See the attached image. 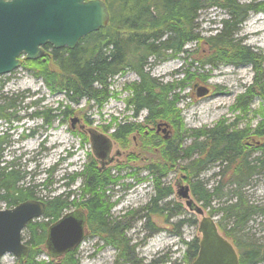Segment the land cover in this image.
<instances>
[{
	"label": "rangeland",
	"instance_id": "374dc122",
	"mask_svg": "<svg viewBox=\"0 0 264 264\" xmlns=\"http://www.w3.org/2000/svg\"><path fill=\"white\" fill-rule=\"evenodd\" d=\"M239 1L258 4L256 10L248 13L232 35L255 54V62L234 63L220 59L210 64H201L198 60H205L213 53L202 42L188 44L191 54L185 63L181 54L162 60L147 58L145 70L152 77L163 83L177 84L174 92L179 97L177 106L181 110L186 144L193 139V130L208 129L221 123L228 127L229 131L243 129L246 132L245 142L247 146L252 147L256 141V138L250 137L253 129L264 123V0ZM228 17L227 11L219 6L203 7L197 11L194 32L203 37L214 35L222 28L221 19ZM102 35L107 34L103 32ZM232 54L233 50L228 49L225 56ZM21 59L20 67L8 74L0 75V95L17 99L16 104L19 105L12 110L18 119H1V123L7 127L4 137L11 144L0 152V157L10 160L13 156L16 164L14 168L23 176L19 184L36 185L35 196L43 201L58 194L68 196L69 203L62 209L61 214L75 208H84L86 203L82 204L84 198L80 193L83 176L74 175L82 172L87 163L99 166L87 129L102 132L112 139L109 153L112 160L104 170H109L112 178L118 177L105 191L108 201L112 204L108 209V219L118 225L125 224L122 235L133 248L130 257L134 255L142 264H191L195 257L190 255L183 241L200 238L198 222L201 215L188 209L184 200L176 193L180 170H169L161 179V186L170 187L172 192L157 202L161 214H155L149 206V200L155 192V177L145 168L147 164L155 161V157L140 150L137 131L129 134V143L125 147L111 136L117 124L124 122L135 124L145 120L146 110L134 115L133 107L126 103L127 97L131 95L129 87L139 81V76L133 69L126 68L108 81V95L102 104L87 100L86 97L75 103L67 101L63 91L58 87L50 89L35 75L34 70L29 68L30 64L25 58ZM191 59L197 61L189 65ZM42 60L52 71H56L53 60L45 56ZM186 73L195 75L185 79L188 77ZM194 83L208 87L209 92L204 96H197L193 88ZM35 100L40 101L39 105L28 108L27 104ZM55 108L64 110L65 113L60 112L49 123L44 122L42 114L33 118L28 116L31 112L45 110H50L54 114ZM73 116H77L79 121L71 127L70 119ZM26 125L38 128L37 132L32 136L23 137L28 133ZM143 128L146 129L145 132L156 133L157 130L153 124H144ZM169 132L170 135L173 134L172 127L169 128ZM156 134L163 135L162 132ZM260 152L257 147L253 148L251 158L260 155ZM179 162L184 164L186 160ZM222 167L219 161L210 164L201 172L198 179L207 188H211L220 180L216 173ZM51 168L53 171L49 174L47 170ZM191 181L192 178L184 179V183L189 185ZM231 188L232 186L225 188L222 194L214 197L211 206L213 208L223 206L233 195ZM242 191L250 203L264 207V169L255 174ZM190 197L198 207H202L204 214L208 213L209 208L205 209L191 193ZM4 207L6 204L0 201V208ZM220 216L221 211L215 213L213 217L217 221ZM54 220V217L46 218L44 214L31 220L36 225V236L41 232V225L47 228ZM263 221L260 212L253 213L241 227L235 226L229 217L224 219L227 227H234L236 234L260 241L264 239ZM30 237L31 234L23 229L22 239L26 242ZM36 248L40 250L35 257L36 261L51 260L43 243L38 244ZM73 249L78 264H130L118 257L119 251L114 246L106 244L98 235H85ZM14 260L13 255L6 253L0 264H10ZM259 264H264V261Z\"/></svg>",
	"mask_w": 264,
	"mask_h": 264
},
{
	"label": "trees",
	"instance_id": "16d2710c",
	"mask_svg": "<svg viewBox=\"0 0 264 264\" xmlns=\"http://www.w3.org/2000/svg\"><path fill=\"white\" fill-rule=\"evenodd\" d=\"M103 1L110 14L109 23L105 28L84 36L73 49H50L48 53L46 52L45 57L53 60L56 71H52L42 58L25 59L30 64L29 68L34 70L35 75L41 78L50 89L56 86L62 90L67 101L77 103L81 98L86 97L87 100H93L99 105L107 98V86L111 77L122 73L126 68L133 69L139 76V81L132 83L129 87L131 95L127 97L126 103L133 107L134 115L141 110H146L147 115L142 123L117 124L111 136L125 147L129 143V134L137 131L140 150L144 153H151L155 157V161L145 166L155 177V192L149 200L150 210L155 214H161L159 210L161 208L157 202L172 192L170 187L161 186V179L169 170H180L178 177L184 175L183 180L193 179L189 185L191 195L201 202L205 209L209 208L207 214L214 216L215 213L221 211V216L216 221L218 229L236 248L239 264L261 263L264 261V239L260 241L238 235L234 227H227L224 219L229 217L235 226L241 227L255 212H260L264 218V207L250 203L242 191V188L250 183L252 177L264 169V123L253 129L250 137L256 138L257 142L253 140L252 147L247 146L246 132L243 129L229 131L228 127L221 123L212 128L193 130V139L186 144L181 110L177 106L179 97L174 92L177 84L158 81L148 71H145L148 57L162 60L183 54L182 58L185 63L191 52L184 46L194 42L196 44L202 42L210 52L213 51L209 58L198 60L201 64H210L220 59L234 63L255 62V54L241 45L232 35L248 13L256 10L258 4L243 3L239 0ZM209 5L224 8L229 17L221 19L220 31L203 37L194 32V20L197 11ZM103 32L107 35H102ZM228 49L233 50L232 56H225ZM195 61L197 60L191 59L188 64L191 65ZM186 74L188 77L185 75V79L195 75ZM3 99L6 97L0 95V101ZM10 100L15 102L17 99L10 97ZM2 108L3 105H0L1 119L18 118L13 112H3ZM48 111L41 112L44 118H54L60 112L65 113L59 108L53 110L54 114ZM159 123L168 129L166 138L156 134L155 131L147 129L149 132H145L146 129L143 128L144 124L157 125ZM170 127L174 130L172 135L169 132ZM255 147L261 151L260 155L251 158ZM183 159L186 162L181 164L179 161ZM0 161L4 162L0 165V201L6 204V208L26 199H37L36 185L19 184L23 176L20 175L18 169L14 168L15 162L1 159ZM218 161L223 165L216 173L220 180L216 185L207 188L198 176L210 164ZM117 169L120 170L119 167ZM52 171L53 168L47 170L49 174ZM108 171L100 169L99 166L96 167L93 163H87L82 172L74 175V177L83 176L81 191L84 200L82 204L86 203L84 208L75 209L82 211L85 215V235L101 236L106 244L114 246L119 251L118 257L123 261L130 264H142L140 259L134 258V255L130 257L133 248L128 245L122 235L125 224L118 225L108 219V209L112 204L108 201L105 191L118 179V177L112 178ZM231 186L232 197L223 206L213 208L211 203L214 197L222 194L225 188ZM67 197L58 194L46 199L44 216L54 217L57 220L61 216L62 209L69 203ZM35 227L32 221H29L25 227L27 233L31 234L30 239L26 241L29 245L27 256L22 262L15 259L10 264H78L74 249L58 257L48 254L51 258L49 261H36L35 257L40 252L36 247L41 243L44 246L47 228L41 225V232L36 236ZM183 243L186 244L190 255L195 257L198 250L197 238L187 242L183 241Z\"/></svg>",
	"mask_w": 264,
	"mask_h": 264
},
{
	"label": "water",
	"instance_id": "95a60500",
	"mask_svg": "<svg viewBox=\"0 0 264 264\" xmlns=\"http://www.w3.org/2000/svg\"><path fill=\"white\" fill-rule=\"evenodd\" d=\"M110 14L103 0H0V75L20 67L22 57L27 60L44 59L45 45L53 49H73L81 38L104 28ZM197 96H204L208 88L193 84ZM79 121L70 119L71 127ZM82 126V125H81ZM163 137L168 129L157 124ZM92 150L100 169L112 160L109 153L112 140L103 133L87 129ZM184 175L177 180L176 193L188 209L201 219L198 231V251L191 264H238L235 247L218 229L213 218L204 214L190 197V187L183 183ZM45 202L26 199L13 207L0 209V260L9 253L20 262L27 256L29 245L22 239L26 224L44 214ZM85 236V215L74 209L65 212L47 227L44 246L48 254L58 257L75 248Z\"/></svg>",
	"mask_w": 264,
	"mask_h": 264
},
{
	"label": "bare ground",
	"instance_id": "6f19581e",
	"mask_svg": "<svg viewBox=\"0 0 264 264\" xmlns=\"http://www.w3.org/2000/svg\"><path fill=\"white\" fill-rule=\"evenodd\" d=\"M108 25V24H107ZM105 28V27H104ZM189 43H187L185 46H184V48L185 49H187L188 47H189V45H188ZM47 46H49V47H47ZM44 49H45V51L48 53L49 51H50V49H53L50 45H45L44 46ZM146 71V70H145ZM6 97V99H3L2 101H0V105H3V108H2V110H3V112H7V113H11V112H13L12 110L14 109V108H16V107H19V105H17L16 103V101L14 102V101H12V100H10V97L9 96H5ZM37 103H39V100L37 101ZM35 106H38V105H36V104H34V103H29V104H27V107L28 108H33V107H35ZM45 111H48V110H45ZM44 111V112H45ZM43 112V111H42ZM49 112V111H48ZM14 113V112H13ZM38 113V115H40V114H42L40 111H37V112H35V115ZM51 113H53V112H51ZM38 115H36V116H38ZM53 118L52 117H46V118H44L43 117V120H44V122L45 123H49V122H51V120H52ZM3 120H5V119H3ZM6 126V124L5 125H3L2 123H1V118H0V144H2V145H4V146H7V147H9L10 146V144H11V142H8L7 141V139L4 137V133L7 131V127H5ZM24 130V128L22 129V131ZM26 130L28 131V133H27V136H29V135H34L37 131L36 130H38V128H36V127H28L27 125H26ZM102 133V132H101ZM1 134H2V136H1ZM104 134V133H103ZM111 139V138H110ZM0 152H2L1 150H0ZM0 159L1 160H3V161H14L15 159L13 158V156H12V158H10V160H7V159H5V158H1L0 157ZM4 164V162H2V161H0V165H3ZM16 165V164H15ZM72 180V179H71ZM82 187H83V181H82ZM80 193L82 194V191L80 190ZM87 195H85V197H86ZM27 225V224H26ZM26 227V226H25Z\"/></svg>",
	"mask_w": 264,
	"mask_h": 264
},
{
	"label": "flooded vegetation",
	"instance_id": "af4514ba",
	"mask_svg": "<svg viewBox=\"0 0 264 264\" xmlns=\"http://www.w3.org/2000/svg\"><path fill=\"white\" fill-rule=\"evenodd\" d=\"M209 92V91H208ZM40 102V101H39ZM32 103H34V104H36V105H39V103H37V100H35V101H33ZM35 112H37V111H34V112H31L30 114H28V116L29 117H36V115H35ZM18 119V118H17ZM159 132H161V129H159V130H156V133H159ZM29 136H32V135H29ZM23 137H27V134H25ZM6 147L7 146H4V145H2V144H0V150L1 151H4L5 149H6ZM214 220V219H213ZM214 222L216 223V221L214 220ZM198 251V250H197ZM196 255H197V253H196ZM195 259V258H194Z\"/></svg>",
	"mask_w": 264,
	"mask_h": 264
}]
</instances>
